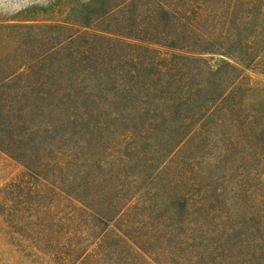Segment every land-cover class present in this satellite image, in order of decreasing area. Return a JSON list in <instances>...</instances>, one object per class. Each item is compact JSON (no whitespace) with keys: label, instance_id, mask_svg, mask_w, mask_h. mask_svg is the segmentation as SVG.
<instances>
[{"label":"trees","instance_id":"1","mask_svg":"<svg viewBox=\"0 0 264 264\" xmlns=\"http://www.w3.org/2000/svg\"><path fill=\"white\" fill-rule=\"evenodd\" d=\"M119 1L90 0L70 10L63 21L0 22V102L26 97L19 90L25 80L39 82L59 74L63 81L68 71L75 83L84 85L82 96L88 83L96 81L98 92L107 85L104 92L119 101L109 109L111 124L98 122L106 118L97 120V109L88 112L84 131L90 139L101 126L109 137L112 126L128 132L131 118L140 119L132 120V127L156 120L154 132L161 131L162 140L155 160L162 174L161 184L145 194L149 204L122 196L116 206L114 201L106 205L92 192L73 196L96 205L94 218L108 226L101 257L92 258L88 250L79 264H230L234 258L245 264V253L253 254L255 246L230 235V221L255 229L264 253L259 226L242 221L246 216L233 220L235 206L246 203L252 220L264 214V31L254 32L250 25L253 2L240 6L238 0H224L228 4L220 9L233 21L230 38H222L228 24L213 0H205L206 5L201 0ZM242 14L248 24L241 23ZM143 43L168 52L153 49L154 57L143 59L142 52H151ZM223 43L226 50H221ZM222 51L230 59L223 62L225 75L214 73L210 61L200 57ZM79 94L75 90L68 97L73 101ZM115 119L121 121L119 127ZM2 124L0 139L9 144L0 152L19 162L12 150L17 142ZM218 148L222 156L216 154ZM83 183L88 186V179ZM232 247L239 250L237 256ZM257 259L260 263L262 258Z\"/></svg>","mask_w":264,"mask_h":264},{"label":"rangeland","instance_id":"2","mask_svg":"<svg viewBox=\"0 0 264 264\" xmlns=\"http://www.w3.org/2000/svg\"><path fill=\"white\" fill-rule=\"evenodd\" d=\"M89 1L0 0V22L63 21L68 18L70 10ZM164 1L168 0H162ZM249 2H253V6H249V9L254 10V22L250 25L254 26V32L258 30L262 32L264 31V0H238L237 5L245 6ZM147 3L148 1H145L141 6ZM200 4L206 5V1L201 0ZM227 4L228 1L213 0V6L217 9ZM220 12L222 18L226 19L225 23L228 24L222 38H226V34L230 38L229 23L233 19L230 20L231 16L226 11ZM249 21L246 15H241L242 24H248ZM127 23L131 24V22ZM224 27L225 25L222 24L223 30ZM209 29L210 26L206 25L205 30ZM1 41L4 43L3 37H0ZM222 42L225 40L223 39ZM143 44L149 52L151 51L150 53L139 51L142 52L143 59L145 56H148L146 59L154 57L153 49L158 52H168V49L161 46ZM226 48L224 44L221 50ZM200 57L210 61L209 63L215 67L214 73L221 71L222 75H225L223 73L228 71L223 62H229L230 59L223 51L220 54ZM27 64L30 65L31 62L28 61ZM204 73L210 74L207 70ZM58 75L50 78L45 75L39 82L33 79L25 80L19 90L21 95L26 97L0 102V121H3L4 128L10 130L9 137L17 142L13 143L16 150H12L21 160L18 162L6 153L0 152V264H63L64 260H70V264H79V258L88 250L92 258H99L103 253L101 244L105 246L103 240L108 226L94 218L92 207L96 205L88 203L86 199L83 200L84 203H80L73 196L87 197L92 192L93 197H97L106 205L114 201L113 204L116 206L122 196L133 198L135 203L141 201L149 204L150 201L145 194L152 185L161 184L159 176L162 173L160 169L158 170L159 162L155 158L162 137L158 138V133L161 131L154 132L156 120L136 122L137 127H132L134 124L132 120L140 119L131 118L128 132H116L112 126L109 137H106L107 128L101 126L96 130L97 135L91 140L84 131L89 124L88 112L97 109L99 111L97 120L106 118L98 122L111 124L114 115L109 109L115 103L119 104V101L111 95L112 93L104 92L105 89H110L106 87L107 85L98 92L96 81L88 83L84 97L80 92L84 89V85L75 83L70 72H65L63 81L59 80ZM27 84L33 87L30 86L27 90ZM75 90H79L81 95L71 101L68 96ZM92 95L94 98L91 97ZM115 120V125L119 127L121 121ZM19 134L24 136L22 141H19ZM8 144L4 139H0V149L4 152ZM124 152L131 156L124 157ZM216 154L223 155L221 148L216 150ZM84 166L87 167L86 171L82 169ZM85 179H88V186L83 183ZM94 179L96 182L93 181ZM124 182L127 184L126 189ZM94 202L97 203L96 200ZM244 206H235L233 220L246 216L242 221H250L259 226L258 233L263 236L264 214L263 219L255 215L252 220L249 204L246 203ZM118 208L120 207L116 209ZM120 223L122 224L118 222ZM124 224L133 231L130 225ZM114 225L111 223V230L114 229ZM229 230L230 235H235L238 242L250 241L255 246L252 248L253 254L250 251L245 253V260L248 261L245 264H264V253L260 250L263 249V245L259 244L255 229H249V225L238 227L230 221ZM232 248L231 251H234L232 254L237 256L239 250ZM53 252L57 256L53 255ZM253 256L262 258L260 263ZM89 260L91 261V258L88 256L86 262L89 263ZM234 260L230 264L243 262V260L236 261L235 258Z\"/></svg>","mask_w":264,"mask_h":264}]
</instances>
